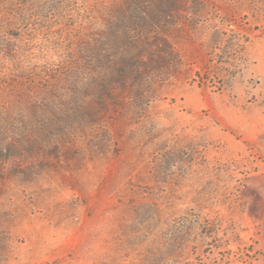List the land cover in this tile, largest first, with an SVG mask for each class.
Wrapping results in <instances>:
<instances>
[{
	"label": "rangeland",
	"instance_id": "374dc122",
	"mask_svg": "<svg viewBox=\"0 0 264 264\" xmlns=\"http://www.w3.org/2000/svg\"><path fill=\"white\" fill-rule=\"evenodd\" d=\"M0 264H264V0H0Z\"/></svg>",
	"mask_w": 264,
	"mask_h": 264
}]
</instances>
